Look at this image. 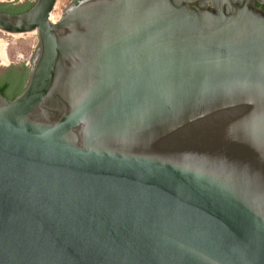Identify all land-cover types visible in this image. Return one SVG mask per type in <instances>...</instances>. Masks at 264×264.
<instances>
[{
	"label": "water",
	"instance_id": "95a60500",
	"mask_svg": "<svg viewBox=\"0 0 264 264\" xmlns=\"http://www.w3.org/2000/svg\"><path fill=\"white\" fill-rule=\"evenodd\" d=\"M55 2L0 10L37 35L0 93V264H264V0Z\"/></svg>",
	"mask_w": 264,
	"mask_h": 264
},
{
	"label": "rangeland",
	"instance_id": "374dc122",
	"mask_svg": "<svg viewBox=\"0 0 264 264\" xmlns=\"http://www.w3.org/2000/svg\"><path fill=\"white\" fill-rule=\"evenodd\" d=\"M5 2L4 0H0V4ZM28 2L29 0H20L19 3L26 4ZM36 37L37 35L34 32L17 34L15 36L0 33V42L5 47L3 55H0V72L10 66H19L21 63H24L26 57L33 55Z\"/></svg>",
	"mask_w": 264,
	"mask_h": 264
},
{
	"label": "trees",
	"instance_id": "16d2710c",
	"mask_svg": "<svg viewBox=\"0 0 264 264\" xmlns=\"http://www.w3.org/2000/svg\"><path fill=\"white\" fill-rule=\"evenodd\" d=\"M33 3L14 4L5 2L0 4V10L10 13H18L26 11ZM28 66L21 63L19 66H10L0 75V93L8 99L18 95L24 86L27 78Z\"/></svg>",
	"mask_w": 264,
	"mask_h": 264
},
{
	"label": "built area",
	"instance_id": "2783aa9c",
	"mask_svg": "<svg viewBox=\"0 0 264 264\" xmlns=\"http://www.w3.org/2000/svg\"><path fill=\"white\" fill-rule=\"evenodd\" d=\"M12 2L14 3L15 1L17 0H4V2ZM20 1V0H18ZM32 1V2H31ZM35 0H29L28 3H33ZM70 2V0H56L52 10L49 12V15H48V18L50 21L52 22H55L57 20L60 19L61 15H62V11H63V8ZM0 33L2 34H5V35H10V36H15L17 34H11V33H7V32H3V31H0ZM7 44V43H5ZM31 56L32 55H29L28 57H26L24 59V63L29 66L30 64V60H31Z\"/></svg>",
	"mask_w": 264,
	"mask_h": 264
},
{
	"label": "bare ground",
	"instance_id": "6f19581e",
	"mask_svg": "<svg viewBox=\"0 0 264 264\" xmlns=\"http://www.w3.org/2000/svg\"><path fill=\"white\" fill-rule=\"evenodd\" d=\"M4 45H3V43H1L0 42V55H3V53H4Z\"/></svg>",
	"mask_w": 264,
	"mask_h": 264
},
{
	"label": "flooded vegetation",
	"instance_id": "af4514ba",
	"mask_svg": "<svg viewBox=\"0 0 264 264\" xmlns=\"http://www.w3.org/2000/svg\"><path fill=\"white\" fill-rule=\"evenodd\" d=\"M19 2H20V1L17 0V1L14 2V4H20ZM256 5H257V4H256ZM263 9H264V6H263ZM6 70H7V69H5L4 71L0 72V75L3 74Z\"/></svg>",
	"mask_w": 264,
	"mask_h": 264
}]
</instances>
